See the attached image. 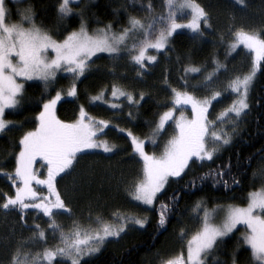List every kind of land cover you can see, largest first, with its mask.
I'll return each instance as SVG.
<instances>
[{"label": "snow or ice", "instance_id": "1", "mask_svg": "<svg viewBox=\"0 0 264 264\" xmlns=\"http://www.w3.org/2000/svg\"><path fill=\"white\" fill-rule=\"evenodd\" d=\"M9 0H0V133H4L9 126H16V122L4 119L6 109H17L24 98V84L20 79L32 80L37 78L43 81L45 88L56 82L58 72L71 74L72 82L67 89L69 96L77 95L76 81L90 70L92 58L98 53H106L114 59L127 56L134 65L137 75L142 77L148 70V61H157V55H148V51L166 54L170 41L177 30L187 29L193 40L201 39L205 34V27L211 28L210 13L197 2V0H162L166 11L156 13L151 0L141 4L148 15L144 18L129 15L128 26L121 27L117 32L109 22L103 28H97L90 34L83 19V12L75 13L80 16L81 22L78 30L63 35V39H56L35 20V12L31 6L18 12L21 22H8L11 9L7 6ZM20 2V0H18ZM80 0H58L56 14L59 21L72 16L71 3ZM239 5H245L246 0H236ZM187 15L186 22H178ZM25 24L28 26L25 27ZM202 24L204 27H202ZM232 37L229 49L235 51L241 45L251 56L249 71L234 74L227 79L222 89L223 93L234 95L236 98L231 104L216 113L215 119H209V106L212 101L222 97V91H214L213 86L219 80L221 71L228 72L226 65L216 62L212 72L203 76L202 81L189 84L181 78L184 89H205L212 91L210 97L198 98L192 92L172 88L171 108L159 115L155 122L151 137L140 138L130 129L113 128L121 133H126L130 138L135 157L142 164L140 177L133 180L130 195L134 201L141 205H153L158 194L169 183V178H181L185 170L190 169V164L196 161H211L218 155L220 148L232 143L237 134V123L249 109L248 93L253 85L257 71L264 62V28L260 30L245 27H230ZM54 53L50 56L49 52ZM185 73H199L200 68L189 65ZM112 74L115 75L113 69ZM113 98L124 97L127 101L138 106L131 92L125 91L116 83L111 85ZM140 100L144 93H139ZM62 98V91L56 90L55 95L43 103V110L38 115V127L27 131L19 141L20 151L15 156L14 171L9 173L0 168V175L6 177L12 185L19 182L14 195H4L0 209L4 211L19 209L23 212L33 208L39 210L48 220L47 231L39 224L27 225L22 219V224L34 227L35 231L28 238L16 242L8 264H88L86 257L99 253L109 238H118L126 233L130 225H145L147 216L141 217L136 213H129L116 209L109 213L110 219L102 215L88 216V224H81L72 220L70 226L65 228L57 222L58 215L71 216L72 208L62 198L56 187V179L61 173L67 175L78 162L79 154H85L87 149H103L112 152L115 144L107 140H98L97 136L106 135L104 129L109 127L111 121L97 120L88 116L83 106L80 107L79 117L71 122L60 120L56 116L57 102ZM92 101L103 100L101 94L91 97ZM107 103V101H104ZM190 106L194 113L192 119H187L181 111L179 116L175 113L178 108ZM112 109H120L117 104L111 105ZM122 110V109H121ZM128 117L134 119L131 111ZM235 117V119H232ZM171 121L175 127L173 135L166 143L162 153L156 155L145 150L146 142L155 144V139L165 125ZM42 157L47 163V175L38 177L33 171V164L37 157ZM251 161H249V166ZM231 163L209 170L200 177L203 181L212 177L217 183L228 186V181L223 177L227 174L232 184L239 185L240 181L232 174ZM253 179H259L262 184L259 190L247 194L245 205L228 204L217 205L208 209L203 202H197L192 211L200 226L191 234L180 229L179 238L183 241L184 251L170 258H160V264H240L239 252L242 246L250 250L252 264H264V165L252 173ZM46 186L48 195L38 193L33 187ZM195 187V181L189 182ZM187 187V185H185ZM38 201L29 204L26 201ZM178 197L173 195L169 203L160 202L159 226H164L168 221V214L173 210ZM203 213L201 216L200 213ZM222 214V215H221ZM220 216L219 223L214 222ZM238 225L246 228L240 234L241 244L230 253L229 260L221 259L217 253L222 244ZM58 241L52 247H43L42 251L33 253L28 250L29 245H47L48 235ZM159 256V253H157ZM57 258H60L57 260Z\"/></svg>", "mask_w": 264, "mask_h": 264}, {"label": "trees", "instance_id": "2", "mask_svg": "<svg viewBox=\"0 0 264 264\" xmlns=\"http://www.w3.org/2000/svg\"><path fill=\"white\" fill-rule=\"evenodd\" d=\"M151 2L156 13L166 11L162 0ZM197 2L210 13L212 25L210 29L205 27V34L201 39L193 40L188 30L178 31L171 38L167 53H159L157 61L148 63V70L142 77L137 75L136 68L127 56L114 59L109 55H98L92 59L90 70L76 81L77 95L58 103L57 114L63 121L76 120L81 106L90 117L111 121L104 130L106 135L100 137L116 146L108 153L94 150L79 154L73 169L67 175L61 173L57 177V185L63 190L65 202L72 208L75 217L84 219L87 216L85 211L88 210L102 215L110 212L109 209L113 207L122 210L119 207L127 206L148 218V222L141 228L104 245L97 255L86 257L88 264H160V258H170L184 251L179 232L180 229L188 233L196 230L191 225L192 219L196 218L192 209L197 202H203L209 209L217 204L246 201L245 195L261 185L259 179H253L252 173L264 165V62L254 79L249 110L238 124L237 134L231 144L222 146L219 154L211 161L191 163L182 179L171 180L152 206L138 204L129 193L133 180L140 177L142 164L134 156L130 138L126 133L113 128V125L130 129L134 135L142 138L151 137L159 115L172 104L171 89H184L182 77L189 84L202 81L203 76L212 72L218 61L227 66L228 72L219 73V80L212 89L217 91L215 88H223L227 79L234 74L245 73L250 69L251 56L246 49H229L232 40L229 28H264V0H246L245 5H239L236 0ZM57 3L58 0H9L7 6L11 9L10 19H13L10 21L19 20L18 12L31 6L35 12L36 23L50 31L56 39H63V35H57V32L66 35L80 27L81 18L75 14L78 12H83V19L91 31L105 27L109 22L112 23L113 30L119 31L121 27L128 26L129 15L141 18L148 15L146 9L141 7L148 0H80L79 3L70 4L74 14L59 21L56 14ZM189 65L200 68V72L185 73L184 69ZM113 69L115 75L112 74ZM71 82V74H66L59 75L56 82L47 89L43 81L26 83L21 105L5 114V118L16 122V126H9L6 132L0 134V168L5 172L14 171L15 156L21 147L19 141L25 132L37 128L43 103L54 96L56 90H67ZM112 83L131 92L139 105H134L124 97L114 98L113 103L109 101L113 98ZM102 90L103 100L92 101L91 97L101 94ZM184 90L196 94L206 91L191 87ZM141 92L144 93L143 100L139 97ZM115 102L121 106L120 109L111 108ZM129 111L134 119L128 117ZM168 130L166 133L170 136L172 132ZM165 139L166 136L162 139L163 145ZM160 148L157 151H161ZM149 149L152 150V147L149 146ZM229 163L232 165L231 174L240 181L239 185L232 184L227 174L223 177L228 181L227 187L215 182L212 177L200 180L209 170H217ZM190 181H195V187L191 186ZM18 186L19 182L12 185L6 177L0 175V203L4 200L2 194L14 195ZM173 195L178 197V201L168 214L167 223L161 227L158 224L160 202L169 203ZM26 202L32 204L38 201ZM22 219L27 221V225L39 224L47 231L48 220L39 210L29 208L21 212L19 209H0V264H8L16 242L30 237L35 231L34 227L23 225ZM56 219L62 226H69L67 214L58 215ZM237 229L238 231L235 230L219 245L217 255L223 260H229L232 250L237 244H241L240 234L244 232V227L239 226ZM54 243L57 241L49 234L47 245L52 246ZM41 246L44 247L41 244L29 245L28 250ZM246 249L247 246L241 247L240 264H252L250 250Z\"/></svg>", "mask_w": 264, "mask_h": 264}, {"label": "rangeland", "instance_id": "3", "mask_svg": "<svg viewBox=\"0 0 264 264\" xmlns=\"http://www.w3.org/2000/svg\"><path fill=\"white\" fill-rule=\"evenodd\" d=\"M190 17H188L187 15H185L184 17H183V19H178V22H181V23H184V22H186L187 21V19H189ZM10 20H13V19H10ZM8 22H16V23H20L21 22V17H20V19L19 20H16V21H8ZM28 25L27 24H25V27H27ZM202 27H203V24H202ZM88 28V27H87ZM101 28H103V27H101ZM79 29V28H78ZM78 29H76V30H78ZM249 29H254V30H260L259 28H255L254 26H251V27H249ZM46 30V29H45ZM95 30V29H94ZM94 30H90L89 28H88V31H89V33L90 34H93L94 33ZM182 30H187V29H181V30H177V32L178 31H182ZM115 31V30H114ZM118 32V31H117ZM175 34V33H174ZM174 34H173V36H174ZM55 38V37H54ZM240 48H243V46L241 45L239 48H237V49H240ZM236 49V50H237ZM161 52H163V50H161ZM49 55L50 56H52V55H54V53H52L51 51L49 52ZM98 55H108V54H106V53H98L97 54V56ZM148 55H157V57H158V55H159V53H157L155 50H149L148 51ZM94 58V57H93ZM92 58V59H93ZM147 63H154V62H152V61H148ZM248 71H249V69H248ZM258 73V72H257ZM66 74H70V73H68V72H63V71H61V72H58L57 73V77L59 76V75H66ZM256 78V77H255ZM57 79V78H56ZM30 81H41V80H39V79H37V78H34V79H32V80H24V79H20V81L19 82H21V83H23L24 84V90H25V86H26V83L27 82H30ZM253 86H254V82H253V85H252V87L250 88V90H249V93H248V103L250 104V102H249V97H250V93H251V90H252V88H253ZM181 89V88H180ZM180 89H178V90H180ZM215 89H217V91H222V89L223 88H221V87H218V88H215ZM182 90H184V89H182ZM66 91L67 90H65V91H63L62 92V98H61V100H63V99H65V98H73L74 96H69V95H67L66 94ZM186 91H189V90H186ZM189 92H191V91H189ZM223 92V91H222ZM195 96H197L198 98H200V99H203V98H205V97H210L212 94H211V91L210 90H206V91H203V92H197L198 94H196V93H194V92H192ZM211 94V95H210ZM118 98V97H117ZM120 98V97H119ZM236 97L234 96V95H231V94H224V95H222V97L221 98H217V100H214V101H212V103H211V105L209 106V119H215V115H216V113H218V112H220L221 110H223L224 108H226V107H228L230 104H231V102H232V100H234ZM108 99H109V97H108ZM114 98H112L111 100H109V101H112ZM172 99H173V95H172ZM60 100V101H61ZM60 101H58L57 102V105H56V116L59 118V116H58V114H57V106H58V103L60 102ZM112 103H113V101H112ZM115 104H117L118 105V103L117 102H115ZM173 106V104H171V106L170 107H168V108H171ZM168 108L165 110V111H167L168 110ZM9 109H6V111H8ZM249 109H247V110H245V113L248 111ZM6 111H5V114H6ZM164 111V112H165ZM183 112L184 113V116H185V118H187V119H192L193 117H194V113L191 111V107L190 106H185L184 108H178L177 109V111H176V113H175V115L176 116H179V114H180V112ZM85 112H86V110H85ZM87 113V112H86ZM245 115V114H244ZM243 115V116H244ZM89 116V115H88ZM243 116L241 117V119L238 121V123H237V127H238V124H240V121L242 120V118H243ZM4 119H6L5 118V115H4ZM60 119V118H59ZM232 119H235V117H232ZM7 120V119H6ZM61 120V119H60ZM38 124H39V121H38ZM37 127H38V125H37ZM169 129V130H168ZM105 130V129H104ZM167 130H168V132H172L171 134H170V136L166 133L167 132ZM1 134V133H0ZM173 135H175V127H174V125L172 124V122L171 121H169L166 125H165V128H164V130H162V132L159 134V135H157L156 137H154V139H155V144H152V143H149V142H146V144H145V150L146 151H148L150 154L151 153H155L156 155H160L161 153H162V151H163V149H164V147H165V145H166V143H167V141L173 136ZM166 136V139H165V144L163 145V143H162V139L164 138ZM138 137H140V136H138ZM140 138H142V137H140ZM96 139H98V140H104V139H102L100 136H97V138ZM149 146H151L152 147V150H150L149 149ZM159 147H161L160 149H162L161 151H157V149L159 148ZM94 150H98V151H104L102 148L101 149H87V150H84L85 152L86 151H94ZM105 152V151H104ZM108 153V152H107ZM207 161V160H206ZM201 162V161H200ZM47 163V161H45L42 157H37L36 158V160H35V162H34V164H33V171H34V173L38 176V177H40L41 179L42 178H44V177H46V175H47V168L46 167H44V165ZM188 169H186L185 170V172L187 171ZM182 175H184V173H182ZM173 179H176V178H172V177H170L169 178V183H170V181L171 180H173ZM121 181V180H120ZM168 183V184H169ZM168 184L165 186V189L167 188V186H168ZM260 184H262V182L260 183ZM63 185H64V183H63ZM33 187L35 188V190L36 191H39V192H41V194L42 195H45V196H47L48 195V191H47V188H46V186H43V185H36L35 183H33ZM40 187H42V188H40ZM56 187H57V190L60 192V194H61V196H62V198L65 200V198H64V193H63V190H61V188H60V185H57V181H56ZM260 187H261V185H260ZM259 187V188H260ZM259 188H256V189H253V190H259ZM41 189H43V190H41ZM126 189V188H125ZM124 188H123V191H126ZM164 189V190H165ZM164 190H162V192L164 191ZM252 190V191H253ZM130 191H131V189H130V187H129V193H130ZM38 192V193H39ZM128 193V191L125 193V194H127ZM160 194H158L157 195V197L159 196ZM66 197V196H65ZM247 197V194L245 195V198ZM66 200H67V198H66ZM138 202V201H137ZM156 202V201H155ZM154 202V203H155ZM247 203V200L246 201H234V202H230V203H224V204H217V205H228V204H237V205H245ZM138 204H140V202H138ZM154 205V204H153ZM217 205H215V206H217ZM145 206H149V205H145ZM150 206H152V205H150ZM214 206V207H215ZM213 207V208H214ZM119 208H121L122 209V211H127V212H129V213H136V214H138V215H140L141 217H143V214L142 213H138L137 211H135L133 208H130V207H124V208H122V207H119ZM209 209H212V208H209ZM110 210V212H105V213H103L102 214V216H104L106 219H110L111 217L109 216V213H111V212H113V211H115L116 209H115V207H113L112 209H109ZM99 212V211H98ZM72 215L71 216H69V215H67V220H70V222H69V226H70V224H71V221L72 220H77L78 222H80L81 224H88L89 223V221H88V216H89V214H91L93 217H95L97 214H95L96 212H91V211H85V215H87V216H85V218L84 219H78V218H76L75 217V214H74V212H73V210H72ZM201 214V216L203 215V213L201 212L200 213ZM222 215V214H221ZM59 216H61V215H59ZM82 216V215H81ZM57 218V217H56ZM220 216H218L217 218H216V220L214 221V222H216V223H219V221H220ZM193 220V223H192V225H191V227L192 228H194V229H197L199 226H200V224H199V221L196 219V218H193L192 219ZM68 226V227H69ZM239 226H242V227H244L243 225H238L237 226V228L239 227ZM64 228H65V230H67V228L68 227H65V226H63ZM142 226L141 225H135V226H132V225H130L129 226V228L127 229V231H126V233H129L130 231H132V230H137V229H139V228H141ZM235 230H233V232H234ZM243 231L245 232L246 231V228L244 227V229H243ZM126 233H123L121 236H120V238L121 237H124L125 235H126ZM189 234H191L190 232H189ZM230 235V234H229ZM119 238V237H118ZM118 239L117 238H109V241L106 243V244H108V243H110V242H115V241H117ZM58 242V241H57ZM55 244V243H54ZM53 244V245H54ZM105 244V245H106ZM52 245V246H53ZM52 247V246H48V245H44V247ZM38 248V247H37ZM37 248H35V249H33V250H30V251H32L33 253H35V252H39V251H42V246L41 247H39L38 249ZM184 253H185V256H186V248L184 249ZM98 254V253H97ZM97 254H95V255H97ZM180 254V253H179ZM60 258H57V260H59ZM54 264H56V262L54 261Z\"/></svg>", "mask_w": 264, "mask_h": 264}]
</instances>
